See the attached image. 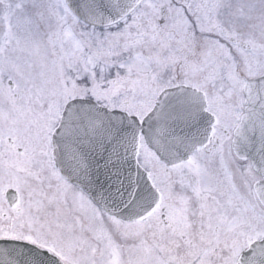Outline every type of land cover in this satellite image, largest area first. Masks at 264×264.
<instances>
[{"label":"snow or ice","instance_id":"snow-or-ice-1","mask_svg":"<svg viewBox=\"0 0 264 264\" xmlns=\"http://www.w3.org/2000/svg\"><path fill=\"white\" fill-rule=\"evenodd\" d=\"M0 264H264V0H0Z\"/></svg>","mask_w":264,"mask_h":264}]
</instances>
